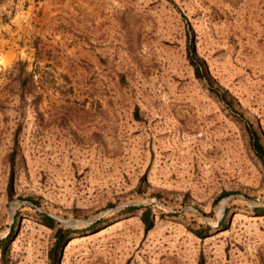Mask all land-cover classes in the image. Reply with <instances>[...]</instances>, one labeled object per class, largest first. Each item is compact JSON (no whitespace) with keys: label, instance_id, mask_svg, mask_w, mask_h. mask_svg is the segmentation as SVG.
Wrapping results in <instances>:
<instances>
[{"label":"rangeland","instance_id":"1","mask_svg":"<svg viewBox=\"0 0 264 264\" xmlns=\"http://www.w3.org/2000/svg\"><path fill=\"white\" fill-rule=\"evenodd\" d=\"M185 22L264 146V0H0V264H49L43 216L59 264H264V164Z\"/></svg>","mask_w":264,"mask_h":264},{"label":"trees","instance_id":"2","mask_svg":"<svg viewBox=\"0 0 264 264\" xmlns=\"http://www.w3.org/2000/svg\"><path fill=\"white\" fill-rule=\"evenodd\" d=\"M185 20V18H184ZM186 25V59L189 65L193 69V74L196 79L203 82L208 92L216 97L229 112L239 121H242L244 124L248 143L251 151L255 157L264 164V146L261 143L260 136L258 135L253 124L250 123L240 112L235 108L234 101L229 97L226 91H222L217 85H215L212 77L210 76L205 61L197 54L195 42L193 38V30L191 26L185 22ZM21 66L17 80L19 87L21 88V93L25 86L29 74L26 73L25 68L21 65V62L18 63ZM10 189V186H9ZM11 191V190H10ZM230 195L228 193H223L219 196ZM35 207H38V202L34 200H29ZM126 211H140V221L144 226L145 231H149L154 226V218L152 217L151 210L148 207H129ZM44 225L54 230V242L49 250L48 258L49 264H59L62 250L69 240L70 235L75 233L71 230H66L61 227H55V221L50 216H43ZM99 224V223H96ZM195 235L199 238H203V235L200 232H195ZM10 245V238H4L0 240V252L2 255H5L8 252V247Z\"/></svg>","mask_w":264,"mask_h":264}]
</instances>
